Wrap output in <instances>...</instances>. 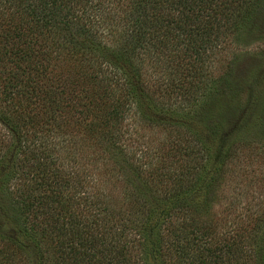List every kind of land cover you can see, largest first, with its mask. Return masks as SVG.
<instances>
[{
    "label": "trees",
    "instance_id": "1",
    "mask_svg": "<svg viewBox=\"0 0 264 264\" xmlns=\"http://www.w3.org/2000/svg\"><path fill=\"white\" fill-rule=\"evenodd\" d=\"M263 14L264 0H0V264H264V210L212 213L251 145L252 108L225 130L236 61L219 58ZM139 128L173 139L152 152Z\"/></svg>",
    "mask_w": 264,
    "mask_h": 264
},
{
    "label": "rangeland",
    "instance_id": "2",
    "mask_svg": "<svg viewBox=\"0 0 264 264\" xmlns=\"http://www.w3.org/2000/svg\"><path fill=\"white\" fill-rule=\"evenodd\" d=\"M257 29L242 37L238 45L233 46L226 56L219 61L228 59L236 61L234 68V90L230 97L223 99V122L227 133L239 126L240 121L252 108L248 131L251 145L237 154L227 165V173L223 178L218 193L219 202L213 207L212 213L218 218L227 217L231 220L234 215L250 213L258 215L264 210V133L260 132L258 120L264 112V14L256 22ZM221 63L214 62V74L219 73ZM235 128V129H236ZM140 129V128H139ZM136 132V131H135ZM140 143H146L152 152L167 145L172 135L159 129L138 130L134 136ZM173 139V136L171 137ZM141 163L149 160L142 159Z\"/></svg>",
    "mask_w": 264,
    "mask_h": 264
}]
</instances>
